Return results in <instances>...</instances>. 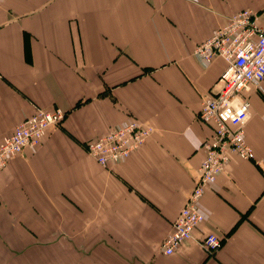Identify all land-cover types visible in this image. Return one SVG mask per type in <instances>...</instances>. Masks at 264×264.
<instances>
[{
  "label": "crops",
  "instance_id": "crops-1",
  "mask_svg": "<svg viewBox=\"0 0 264 264\" xmlns=\"http://www.w3.org/2000/svg\"><path fill=\"white\" fill-rule=\"evenodd\" d=\"M264 0H0V143L38 107L63 121L0 172V264H264V81L242 92L254 157L232 154L194 239L163 251L212 125L198 118L226 61L195 47ZM134 117L154 127L107 166L88 141ZM222 237L215 253L199 240Z\"/></svg>",
  "mask_w": 264,
  "mask_h": 264
},
{
  "label": "built area",
  "instance_id": "built-area-1",
  "mask_svg": "<svg viewBox=\"0 0 264 264\" xmlns=\"http://www.w3.org/2000/svg\"><path fill=\"white\" fill-rule=\"evenodd\" d=\"M194 55L204 67L220 56L226 61V67L212 91L201 101L198 118L213 129L203 143L206 156L198 168L193 189L163 241L166 254L174 253L183 243L194 239L195 228L204 220L199 201L206 187L224 171L231 155L238 154L245 159L254 157L244 129L250 115V101L242 92L251 85L263 88L264 26L259 23L257 12L245 8L229 15L210 38L195 47ZM65 114L61 108L38 107L35 113L21 121L0 143V172L10 158L27 147L40 145L47 131L59 125ZM153 130V126L134 117L88 141L87 151L104 166L118 163L142 147ZM223 240L209 233L199 243L208 252L215 253Z\"/></svg>",
  "mask_w": 264,
  "mask_h": 264
}]
</instances>
